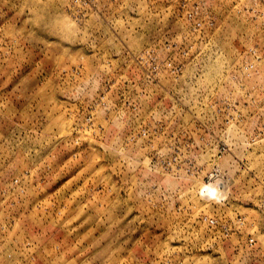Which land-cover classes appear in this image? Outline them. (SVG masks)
Masks as SVG:
<instances>
[{
	"label": "rangeland",
	"instance_id": "374dc122",
	"mask_svg": "<svg viewBox=\"0 0 264 264\" xmlns=\"http://www.w3.org/2000/svg\"><path fill=\"white\" fill-rule=\"evenodd\" d=\"M0 264H264V0H0Z\"/></svg>",
	"mask_w": 264,
	"mask_h": 264
},
{
	"label": "built area",
	"instance_id": "2783aa9c",
	"mask_svg": "<svg viewBox=\"0 0 264 264\" xmlns=\"http://www.w3.org/2000/svg\"><path fill=\"white\" fill-rule=\"evenodd\" d=\"M215 148H216L215 155L218 156V157H220L221 155H224V154L230 152V150L228 149V147H227L225 144L215 145ZM210 186H211V185H210L209 182H208L207 184H204V185L202 186V188H200L199 193L202 194V195H204V196H206V197H208V198H210V199H212V198H216V195L218 194V189H217V187L211 186V187H214V188L216 189V191L210 193V192L208 191V188H209ZM203 220H204V221H207V222L209 223V225H211V226H212V225H215V224L217 223V220H216V218H214V217H207V216H204V217H203ZM249 242H250V243L253 242V238H252V237L249 239Z\"/></svg>",
	"mask_w": 264,
	"mask_h": 264
},
{
	"label": "bare ground",
	"instance_id": "6f19581e",
	"mask_svg": "<svg viewBox=\"0 0 264 264\" xmlns=\"http://www.w3.org/2000/svg\"><path fill=\"white\" fill-rule=\"evenodd\" d=\"M210 191L213 192V189H211Z\"/></svg>",
	"mask_w": 264,
	"mask_h": 264
}]
</instances>
